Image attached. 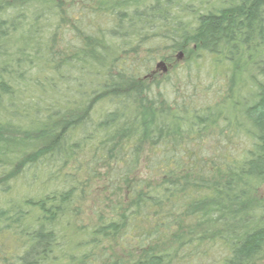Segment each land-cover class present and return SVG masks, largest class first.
<instances>
[{"label":"trees","instance_id":"trees-1","mask_svg":"<svg viewBox=\"0 0 264 264\" xmlns=\"http://www.w3.org/2000/svg\"><path fill=\"white\" fill-rule=\"evenodd\" d=\"M219 1L0 0V264H264V0Z\"/></svg>","mask_w":264,"mask_h":264},{"label":"rangeland","instance_id":"rangeland-1","mask_svg":"<svg viewBox=\"0 0 264 264\" xmlns=\"http://www.w3.org/2000/svg\"><path fill=\"white\" fill-rule=\"evenodd\" d=\"M183 1L184 2H187V3H192V5L193 6H196V7H199L200 6V2H202L205 5H207L208 7H219V5L221 4L219 0H183ZM162 52L163 51H160V54ZM176 57L178 59H181L178 56H176ZM73 74L76 75V73H73ZM83 204L84 205H83L82 211L84 212L83 213L84 218H82V221H83V226L87 227V226H89L91 224L92 218L94 217L93 216V210H92L93 207H94V204L92 203L91 200H88V202L83 203Z\"/></svg>","mask_w":264,"mask_h":264},{"label":"water","instance_id":"water-1","mask_svg":"<svg viewBox=\"0 0 264 264\" xmlns=\"http://www.w3.org/2000/svg\"><path fill=\"white\" fill-rule=\"evenodd\" d=\"M177 56L179 58H181L182 53L178 52ZM166 68L167 67H166V65H165V63L163 61H159V62L156 63V69H160V70H162L164 72V71H166Z\"/></svg>","mask_w":264,"mask_h":264}]
</instances>
